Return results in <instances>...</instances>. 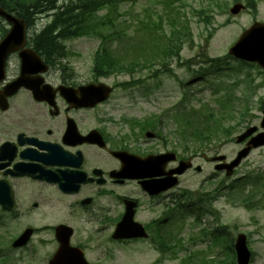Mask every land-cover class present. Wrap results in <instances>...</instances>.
I'll return each instance as SVG.
<instances>
[{
  "label": "rangeland",
  "instance_id": "rangeland-1",
  "mask_svg": "<svg viewBox=\"0 0 264 264\" xmlns=\"http://www.w3.org/2000/svg\"><path fill=\"white\" fill-rule=\"evenodd\" d=\"M219 1L221 2L220 8H215L212 12L206 10L201 14L196 13V11L206 5L203 0H177L172 4L182 23L187 21L192 37L180 49L181 61L176 58L171 59V64L168 65L171 72L160 75V78L156 80L144 81L142 86H133L132 88L126 86L122 88L120 84L127 83L128 78L142 75L143 71L134 73L133 76L121 71L105 74L104 82L110 85L114 84L117 87L106 103L99 108V113H103L106 119L105 132L109 136L117 139L129 133L130 126H126L123 120L124 122L126 119L143 120L152 116L159 119L163 114H168V120L162 118L165 124L159 128L160 141H149L146 145L142 144L139 147L159 150L166 147L171 150L175 149L182 156L188 155V152L182 150L181 145L184 144L182 140H179L178 135L173 133L174 124L171 122L172 120L170 121L169 110L173 106L181 105L179 98L182 96L187 101L183 102L182 100L183 104L191 108H198L201 102H209L215 105L214 100L217 95L208 85L204 86L203 82L199 81L185 86L184 90L181 82H187L191 74L184 66L176 63L187 62L190 59L198 62L207 57L221 58L224 66H228L227 70L219 73V76H215L212 80L222 85L224 83L233 85L235 82V96L247 99V108H244V105L238 100V104L242 108L230 123L232 125L230 137L226 138L225 135H220L219 140L204 148L206 150L204 153L210 156L222 154L229 161L235 157L237 151L244 146L249 137L264 130L260 126L261 110L264 108V73L259 67L242 64L227 54V49L252 22L264 23V0H258L255 12L244 9L234 16L228 12L234 1ZM160 3L163 4L162 0H137L135 3L124 2L119 4L113 13L106 7L95 13L92 21L88 23L90 25L88 33L65 41L67 49L65 56H68L71 62H76L72 65L74 70L76 72L91 71V60L96 48L101 43V34H96L95 31H101L106 36L112 29H126L128 33H121V35L127 37L129 35L138 40L146 29L138 19H144L148 22L149 19L145 18V14L155 17L157 10H161ZM224 3L228 4L226 11L223 9L225 8ZM201 16H208V18L203 19ZM50 19V15L40 14L35 18L33 25L37 29H41ZM171 19L169 16L164 17V24H162L168 25ZM2 24L5 23L0 19V30ZM213 28L215 30L205 45L204 39ZM165 30L168 31V28ZM108 39L111 40V38ZM114 40L116 39L113 38ZM197 67L198 65H192V69ZM219 93L221 94V92ZM261 105L263 107H260ZM248 127H255V131L241 142L233 140L236 135L242 134ZM138 130L139 128H136L134 131L137 132ZM162 139H164L163 144ZM190 144L192 145L191 142ZM133 147L135 146L133 145ZM193 165H200L201 171L196 172L192 169L185 172L180 177L179 185L172 190L174 199L178 198L185 190L190 194L187 196L189 199L193 200L196 196L203 198L206 212L208 211L203 219V225H196L192 218L174 223V233L177 235L175 240L180 241L182 245L183 242H186L183 248H187L188 251H182L183 248L180 247L181 249H178L175 254L170 255L157 251L153 246L154 243L151 242L153 244L151 245L148 241L143 243L108 241L106 247L109 248V251H84L86 260L93 264H180L183 258L191 255L190 261H193L191 264H226L223 260L229 259L230 252L224 248V238L218 236V242L213 244L210 243V235V237L204 236V240L201 236L203 227L211 226L210 229L213 231L217 225H220L219 227L226 225L228 236L232 237L233 241L238 232L246 235L248 247L253 257L251 264H264V144L249 150L245 158L234 169L233 175L227 178L224 177L223 173L215 171L212 163L199 156L193 160ZM253 177L258 179V183H250ZM236 179L246 183L245 196H242V191L235 188L230 191L229 189L222 191L216 189L220 181L224 186ZM253 191L254 193H252ZM55 209L54 207L48 208V211H55ZM51 215L59 214L55 211ZM23 225L25 226L26 223L16 222L9 225L7 229L0 228V253L2 255L0 263L46 264L47 259L54 252L48 251L49 248L45 245L47 243L51 247L50 241L47 240L48 236H35L24 249L13 250L10 249L11 247L9 248L10 239L22 231ZM189 238L199 242L191 244L188 241ZM201 258H204L203 262Z\"/></svg>",
  "mask_w": 264,
  "mask_h": 264
},
{
  "label": "flooded vegetation",
  "instance_id": "flooded-vegetation-1",
  "mask_svg": "<svg viewBox=\"0 0 264 264\" xmlns=\"http://www.w3.org/2000/svg\"><path fill=\"white\" fill-rule=\"evenodd\" d=\"M8 28V24L1 25L0 38ZM39 32L34 25L27 26L28 38ZM29 41L26 48L31 47ZM39 56L42 63L32 66L33 72L24 76L27 81L23 84L16 81L22 70L19 51L12 52L6 57L0 80V193L4 198L0 202V225L25 222L22 231L30 227L33 237L48 236L51 247L45 245L48 251H55V228L60 224L64 233L72 232L70 244L81 251H109L108 241H124L112 239V233L123 214L132 210V218L143 226L146 240L173 236L175 226H165L166 212L161 217L171 204L173 188L158 192L155 183L174 176L172 170L178 160L193 155L176 154L178 160L168 161L164 167L146 168L137 178L126 176L121 169L123 157L112 152L145 158L175 151L139 147L160 141L159 119L123 120L130 126L129 133L113 139L105 132L104 114L99 113L107 100L95 105L70 103L62 93L64 88H71L67 92L74 90L79 97L84 86L105 83L104 74L92 71L99 58L91 60L90 72H76L72 66L76 62L68 56ZM111 88L117 89L114 84ZM143 124L150 129L141 130ZM3 204H11V208L4 210ZM53 207L61 217L51 215L55 211L48 208Z\"/></svg>",
  "mask_w": 264,
  "mask_h": 264
},
{
  "label": "trees",
  "instance_id": "trees-1",
  "mask_svg": "<svg viewBox=\"0 0 264 264\" xmlns=\"http://www.w3.org/2000/svg\"><path fill=\"white\" fill-rule=\"evenodd\" d=\"M136 1L137 0H0V6L22 18L27 25L33 24L35 18L40 14L44 13L50 15V21L46 23L34 38H32L33 47L36 52L42 56H64L67 54L65 41L88 33V27L90 26L88 23L92 21V17L95 13L105 7L109 8L111 13H113L119 4L124 2L135 3ZM175 1L177 0H162L163 4L160 3L161 10L159 9L155 13V17L150 14H145V18L149 19L148 22L144 21V19H138L146 28L145 33L141 34L138 40L129 35L128 37L121 35V33L127 32L126 29H112L106 36L102 34L101 31H95L96 34H101L100 38L102 41L94 53V57L99 58L95 62L96 70L103 74L113 71L131 74L135 71L139 72L145 69L150 72H171L170 68H168V65L171 64V59L176 58L181 61L179 55L180 49L187 41L191 40L192 37L187 21L182 23L180 17L176 14V10L172 7ZM203 1L206 5L196 11L198 14L206 10L212 12L215 8L221 7V2L219 0ZM233 1H244L248 10L252 12L256 11L258 0ZM224 5L225 8L223 9L226 11L228 4L224 3ZM173 13H175V15H172ZM167 16L172 19L169 21L168 25L165 26L163 25V19ZM208 16L210 18V13ZM208 16H201V18L206 19ZM99 23L103 24L101 22ZM165 28H168V31H166ZM214 30V28L210 30L204 39L205 45H207ZM115 34L116 36H114ZM108 38H111V40ZM113 38L116 40L113 41ZM240 63L245 64L242 61H240ZM177 64L186 66L187 70L192 72V77L186 84H191L194 81H201L204 86L208 85L217 95L214 100L215 105L209 102H201L198 108L192 107L188 110L175 109L169 115L172 120L171 122L174 124L173 133L178 135L184 143H187L188 140L191 141L193 153L197 151L201 152L204 148H207L209 144L219 140L220 135L223 134L226 138L230 137V128L232 126L230 123L233 117L237 115V112L240 113V108H242L240 104H238V100L244 105V108H247V99L235 96L233 85L236 83L229 86L228 83L222 85L221 83H214L212 80L216 74L228 69L227 65L224 66V62L221 58L207 57L198 62H194L190 59L187 62H178ZM192 65H198V69H192ZM137 80L142 82L144 79L141 78L134 81ZM219 92H221V94ZM163 124V121H160V127H162ZM183 149L188 150L187 144H184ZM243 186L244 183L237 180L231 182L228 188L233 190L236 187L243 191ZM198 200L201 201L202 198L198 197ZM178 208L177 211L179 213L194 214L196 219L202 214V208L200 209L199 205L196 206V209H194V206H190V204L181 205ZM212 237L215 239L216 235L212 233ZM227 241L229 242V238H227ZM173 242L172 239H158L160 246L172 250L161 252L175 254L177 251L171 248ZM179 244L180 241L177 240L176 245ZM225 247L232 248V246L228 244H225ZM229 252L231 253L230 257H233V251ZM190 258L191 255L183 258L180 264L193 263V261H190ZM228 260L229 259H225L224 261L227 263ZM201 261L203 262L204 259H201ZM228 264H230V261Z\"/></svg>",
  "mask_w": 264,
  "mask_h": 264
},
{
  "label": "water",
  "instance_id": "water-1",
  "mask_svg": "<svg viewBox=\"0 0 264 264\" xmlns=\"http://www.w3.org/2000/svg\"><path fill=\"white\" fill-rule=\"evenodd\" d=\"M244 6L241 3H235L230 8V13L237 14ZM0 16L4 17L5 20L11 24V28L5 34V36L0 41V78L3 75V65L4 60L8 53L20 49L24 46L25 36L24 29L25 23L22 19L12 16L10 13L6 12L3 8L0 7ZM228 54L242 59L248 62H256L264 70V23L254 22L251 26L245 29L235 43L228 49ZM21 56H36L34 52L27 49H22L20 52ZM38 62V61H37ZM34 61L24 60L23 65L29 67L33 65ZM25 70V69H24ZM111 88L105 84L99 83L96 86L88 85L86 86V93L83 94V99L87 98L88 104H95L97 102L105 100ZM70 99L75 101L73 94H66ZM71 101V100H70ZM263 116L260 121L261 127L264 128V109L262 111ZM255 130V127L248 128L244 133L236 137V141H241L247 137L250 133ZM264 144V132H259L253 137H251L246 143L245 147L241 149L236 157L229 163L222 162L215 166L216 169H225L226 175L232 173V169L237 166L240 160L246 156L248 151L252 147H256ZM174 160V153L158 154L155 156L146 157L144 159L126 155L122 158V168L126 173H132L134 177H139L143 175V171L146 168L156 169L159 166L163 167L168 160ZM225 159L224 155H217L211 158V160H221ZM190 166V160L183 162L181 161L179 166L176 169V172L181 173L186 168ZM199 167H196V170H199ZM177 183V180L173 179L172 181L161 180L160 183H156V187L159 190H165L174 184ZM149 189V188H147ZM5 207V206H4ZM6 208V207H5ZM131 216L127 219L124 216L123 219L118 223L115 232L113 234L114 238H129V237H138L145 236V233L142 231L138 224H133L137 227L136 229L131 226ZM132 228L131 231L126 230L125 228ZM140 230V231H137ZM30 231L26 230L21 236H19L12 243L13 246H21L26 243L29 238ZM235 252L236 259L238 264H248L249 261V251L246 247L245 236L243 234L237 235L235 241ZM48 264H90L86 262L83 256L82 251H56L52 258L49 260Z\"/></svg>",
  "mask_w": 264,
  "mask_h": 264
}]
</instances>
